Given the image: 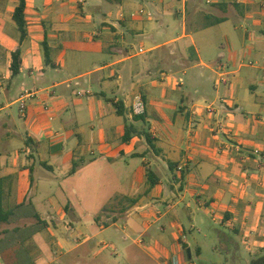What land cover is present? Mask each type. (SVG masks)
<instances>
[{"label":"crops","instance_id":"crops-1","mask_svg":"<svg viewBox=\"0 0 264 264\" xmlns=\"http://www.w3.org/2000/svg\"><path fill=\"white\" fill-rule=\"evenodd\" d=\"M25 1L22 37L0 0V264H194L183 220L197 258L230 241L209 219L263 251L264 70L237 61L264 59V0Z\"/></svg>","mask_w":264,"mask_h":264},{"label":"rangeland","instance_id":"rangeland-1","mask_svg":"<svg viewBox=\"0 0 264 264\" xmlns=\"http://www.w3.org/2000/svg\"><path fill=\"white\" fill-rule=\"evenodd\" d=\"M160 7H162V5H160ZM229 26L233 28L235 24L231 21L228 25V28L231 29ZM243 30L244 29H241L240 32H242ZM131 43H132V49L130 50L131 54L139 52L140 48H142L143 50H146L149 48V44L145 43V41H139V40L137 41V38L136 40H131ZM223 44H225V42H223ZM224 48L225 50L223 51L225 52L226 55H228L227 54L228 49L222 45L221 49H224ZM149 56H150L149 53L142 54L139 59L148 58ZM1 57L2 55L0 53V74L2 73L3 70H6L5 60L2 59ZM227 58L225 60H227ZM228 61L232 64L231 60H228ZM240 61L241 63L243 62L245 65H248L249 67H251L250 65H252V67L258 68V69H252V68L246 69L245 68L244 70H264V59H256L253 56L247 55L243 59H240L239 61H237V63H240ZM83 65H84L83 68L84 67L87 68V66H85V62ZM237 65L238 64H236V66H231V69H236L238 67ZM50 70H55V69H50ZM182 70H185V69H182ZM181 75L182 73L180 74L173 73V82L177 81V83H179V77ZM45 85L46 84L44 82L37 83L35 85L32 80H27L26 86H24L21 91L22 93H24V91L27 89L33 90L36 88L45 87ZM176 89L179 90L178 87ZM79 90H81V92L84 93L81 99L83 101H86L85 93L87 89L81 86L79 87ZM18 93L19 91L16 90V91H12L11 93L4 92L3 94H0V108L4 107V109L0 111V117H5L7 114H9L12 116L14 122H16L18 127H20L21 122H23V120H20V115H19L20 114V111H19L20 103H17V102L13 103L20 97V94ZM125 174L126 176H128L129 172L127 171L125 172ZM183 225L185 226L188 238L190 239V245H189L190 253H191L190 261L194 264H249L252 260L264 255V250L263 251L259 250L258 252L251 254L248 248L242 243V239L239 235L231 232L230 230L222 227L221 225L214 224L213 222H211V219H209L208 228H209L210 235L212 236V238L215 239L218 234L217 231H220V232L226 233L227 236H229L230 241L227 242L225 237L223 236V240L221 241V244L223 245H220L219 243L217 244V246H215V249H212V250H210L209 248L207 249L203 247L204 250H203L202 255L200 256V258H197L195 254V244L192 241V237L196 236L198 232L191 231V224L189 223L188 220H183Z\"/></svg>","mask_w":264,"mask_h":264},{"label":"trees","instance_id":"trees-1","mask_svg":"<svg viewBox=\"0 0 264 264\" xmlns=\"http://www.w3.org/2000/svg\"><path fill=\"white\" fill-rule=\"evenodd\" d=\"M25 8H26V1L19 0V5L15 9L14 16H13V19L22 37H24V35L26 34ZM19 68H20V61H19V55L17 53L13 55V62H12V71L14 75L18 73ZM0 206H2L1 203H0ZM0 221H1V218H0ZM250 264H264V255L252 260Z\"/></svg>","mask_w":264,"mask_h":264},{"label":"built area","instance_id":"built-area-1","mask_svg":"<svg viewBox=\"0 0 264 264\" xmlns=\"http://www.w3.org/2000/svg\"><path fill=\"white\" fill-rule=\"evenodd\" d=\"M139 13H143V10H141ZM142 52V49H140ZM25 106L22 104L21 110L24 112ZM131 113L135 116H141L144 115L146 112V104L141 96H136L132 105H131Z\"/></svg>","mask_w":264,"mask_h":264}]
</instances>
